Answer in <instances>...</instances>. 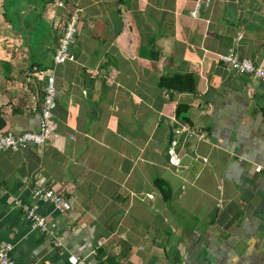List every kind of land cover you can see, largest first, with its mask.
I'll return each mask as SVG.
<instances>
[{
  "label": "crops",
  "instance_id": "obj_1",
  "mask_svg": "<svg viewBox=\"0 0 264 264\" xmlns=\"http://www.w3.org/2000/svg\"><path fill=\"white\" fill-rule=\"evenodd\" d=\"M57 1L0 0V134L38 128L39 70L57 90L49 140L0 151V244L18 264H264V82L218 57L264 62V0Z\"/></svg>",
  "mask_w": 264,
  "mask_h": 264
},
{
  "label": "built area",
  "instance_id": "obj_2",
  "mask_svg": "<svg viewBox=\"0 0 264 264\" xmlns=\"http://www.w3.org/2000/svg\"><path fill=\"white\" fill-rule=\"evenodd\" d=\"M211 3L212 0H194V7L189 12L190 16H198L200 12L207 9ZM57 5L64 6V2L59 0L57 1ZM79 17V12L76 9L68 13L62 35L59 38L52 56L54 64H63L75 59L74 54L70 51V45L76 33ZM218 57L234 71L248 73L254 78L264 82V62H253L249 58L239 59L233 52L219 54ZM39 74L45 77V85L38 128L34 131H6L1 133L0 151H16L27 144L43 145L49 140L54 132L55 122L53 120V110L56 106L57 93L55 78L53 74H49L44 70H39ZM203 136L202 133L199 134V137ZM170 160L175 161L176 159L171 155ZM261 170L264 172V163L261 165ZM33 196L51 202L59 211H64L70 208L69 202L64 197L46 186L34 188ZM21 207L25 218L29 221L32 228H38L42 231L47 230L46 218L37 212L35 207L27 204H24ZM57 244H59V240L57 241ZM11 250V243L0 244V264H18L12 256ZM69 261L71 264H85L84 260L77 256H70Z\"/></svg>",
  "mask_w": 264,
  "mask_h": 264
},
{
  "label": "trees",
  "instance_id": "obj_3",
  "mask_svg": "<svg viewBox=\"0 0 264 264\" xmlns=\"http://www.w3.org/2000/svg\"><path fill=\"white\" fill-rule=\"evenodd\" d=\"M48 1H49V0H47V3H48ZM73 10H74V9H72V10H70V11H73ZM70 11H69V12H70ZM4 13H5V11H4ZM0 63H2V64L4 65L5 68H7V67L9 66V62H2V61H1ZM187 77L190 78V80H192L191 77H190V75L187 76ZM181 78H185V76H182V75L174 76V79H175V80H178L179 83H181V80H182ZM169 81L171 82L172 79H169ZM169 81H168V82H169ZM162 84H163V83H162ZM166 86H169V87H170L169 89L181 88V87L178 86V85H168V84H166ZM2 119H3V118L0 119V126H1V124L3 123V120H2ZM5 132H6V131H5ZM3 133H4V132H3ZM157 184L161 185V180H158Z\"/></svg>",
  "mask_w": 264,
  "mask_h": 264
}]
</instances>
